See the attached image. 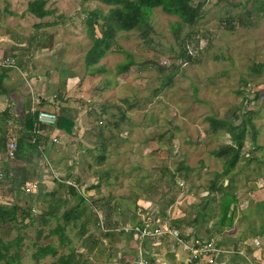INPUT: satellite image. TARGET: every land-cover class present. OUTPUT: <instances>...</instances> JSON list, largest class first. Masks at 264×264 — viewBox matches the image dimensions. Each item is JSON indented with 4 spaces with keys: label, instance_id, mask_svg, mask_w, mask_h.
<instances>
[{
    "label": "rangeland",
    "instance_id": "rangeland-1",
    "mask_svg": "<svg viewBox=\"0 0 264 264\" xmlns=\"http://www.w3.org/2000/svg\"><path fill=\"white\" fill-rule=\"evenodd\" d=\"M28 1L0 0V55L13 56L17 66L27 75L55 71L56 83L64 84L56 86L55 90L60 89L56 99L63 101L65 98L73 109L80 111L81 115L76 116L82 119L84 131L76 140H84L81 141L80 155L86 154L82 156L86 169L81 167L85 175H79V181L69 175L65 177L74 178L79 186L85 181L90 183L85 186L88 198L80 203L75 216L85 219L96 213L100 219L98 225L91 216L87 230L80 233L79 222L60 218L67 235L65 244H59L58 234H52L47 239L51 238L52 244L57 246V254L39 259H36L35 247L31 243L35 228L23 226L28 218L20 220L18 226L25 234L21 242L25 251L20 264H49L59 253H68L70 247L81 252L82 264H96L88 249L90 243H94V249L104 246L108 252H114L116 248L104 235L106 219L126 225L131 217L132 220L146 221L149 227L155 223L173 225L177 222L180 231L190 241L195 236H218L222 243L229 245L231 255L233 243L237 246L239 239L245 243L246 237H251L254 241L252 236L258 233L261 237L256 238L262 241L264 235L259 229L264 224V208L255 202L264 200V69L259 74L254 73L250 65L264 61V13L254 11L248 27L239 24L237 17L230 19L233 26L223 23L224 17L252 10L257 0L206 2L203 16L193 25L200 33H191L188 38V48L196 53V60L184 61L176 70L172 61H177L179 36L186 34L189 25L160 6L154 7L149 14L152 41L145 42L136 29L117 30L116 44L95 63L87 64L86 54L92 41L86 18L94 9L107 12L110 5L101 0H46L45 7L51 11L37 17L27 9ZM40 21L43 24L38 23ZM95 26L101 35L100 24ZM129 56L134 61L119 72L120 62L128 61ZM17 66L8 69L18 70ZM173 70L171 83L165 85ZM19 77L25 85L26 75L22 73ZM53 87L51 85V91ZM240 87L242 93L238 91ZM121 109L125 112L123 119L119 118ZM247 109L254 110L256 145L252 132L246 133L243 157L233 169L224 172L222 159L213 155L211 150L231 138L222 129H211L207 116L226 118L233 113L240 115ZM103 141L106 142V157L98 161L92 156V150ZM254 145L252 153L250 149ZM3 156L6 158L0 160V172L6 162H11V172L16 179L21 180L26 174L37 179L40 170L19 169L22 161H18L17 166L14 157ZM181 159L188 168L180 167ZM47 166L45 171L50 168ZM32 170H35L34 174ZM93 170H98L99 174L94 175ZM216 172H224L220 177L224 185L231 179L232 186L227 189L233 191L237 199L231 202V206L238 207L244 215L225 232L217 230V221L221 215L222 198L227 193L214 192L209 186ZM92 174L94 176L89 179ZM65 180L64 186L53 179L49 186L39 180L38 188L26 184L34 181H27L25 187L35 189L31 192L23 190L18 199L15 198L16 190L9 187L10 182L0 181V202L28 201L37 217V212L46 209L48 199L52 198L48 191L58 187L56 195L64 199L60 208H64L66 198L65 207L68 209L69 203L78 204L79 201L75 200V194L69 193V182ZM97 183L99 186H92ZM101 196H104L103 200L94 205L93 199ZM107 200L110 204L108 216L102 204ZM54 225L56 219L53 217L50 226ZM6 227L7 224L0 226L4 239L12 238L19 229L13 226L7 231ZM116 232L117 237L123 235ZM86 236H90L88 243L85 242ZM114 242L115 246L123 244L121 239ZM169 244V237L160 241L145 237L140 250L151 264H155L151 252L157 248L172 252ZM145 249H149L147 254L153 260L145 255ZM122 252V249L115 251L116 264H135L131 263L136 258H130L131 251L119 259ZM174 252L182 261L188 256L180 246Z\"/></svg>",
    "mask_w": 264,
    "mask_h": 264
},
{
    "label": "trees",
    "instance_id": "trees-1",
    "mask_svg": "<svg viewBox=\"0 0 264 264\" xmlns=\"http://www.w3.org/2000/svg\"><path fill=\"white\" fill-rule=\"evenodd\" d=\"M106 4H109L110 7L107 12L102 13L96 9L91 10L88 14L86 21L88 24V32L91 37V46L89 47L86 59L87 64L95 63L104 53H106L110 48H112L116 44V36L115 33L117 30H130L136 29L140 35V37L146 41H152L151 31L152 25L149 21V14L151 10L160 6L163 11L176 14L180 17L181 22H184L189 25V29L186 34L179 36V50L175 54L177 61H172V66L174 65V70L178 69L182 62H190L196 60V53L192 52L188 48L189 37L191 33L198 34L199 29L194 28V23L203 16V6L209 0H101ZM46 0H29L27 9L30 10L35 16L43 17L48 14L51 10L45 7ZM259 10H258V9ZM261 11L260 13H264V0H257L253 9H247L246 11H241L232 16L224 17L223 23H226L227 26H233L230 23V19L237 17L239 20V24L243 26H250L251 19L250 15L253 12ZM43 24L41 21L38 22ZM48 23V22H46ZM100 24L101 35L96 31V24ZM37 24V25H40ZM179 30H177V35ZM176 34V33H175ZM197 41V40H196ZM129 60L125 62H120L119 72L127 69L130 64L134 61L131 56H129ZM180 59V61L178 60ZM0 94L6 92L5 87L2 85L3 76L6 74L8 67L0 66ZM250 69L254 73H261L264 69V61H257L250 65ZM174 70L169 74L167 81L164 83L168 85L171 83L174 75ZM240 87L238 91L242 93L243 89ZM257 95V92H255ZM119 106V105H118ZM121 108V106H119ZM121 113L119 118L123 119L125 117V112L121 109ZM57 113V120L52 123L54 127L58 129L65 130L69 133L72 132L74 126V116L70 112V108L67 106H60L59 112ZM254 110L247 109L239 114L233 113V116L226 118H217L213 115H208L207 119L210 123V128L213 130L222 129L228 133V136L231 138V141L226 140L221 142L216 148L211 150V153L222 159L225 169L224 172H228L233 169L240 157H243L244 153L242 151L246 133L252 132L253 136V144H255V135L257 129L253 123V114ZM22 126L25 131V134L22 137H18L16 141V149L14 158L19 161H24L28 163L37 164L38 157L42 155V149H40L39 139L37 138L36 129L43 128L44 125H41L40 122L37 121V110H28L23 115ZM0 152L4 153L7 150L8 142L10 140L7 132L5 130H0ZM32 137H35L34 141H32ZM122 139V138H121ZM105 144L103 141L101 145L97 147H93L92 156L94 159L101 161L106 157L105 154ZM256 145V144H255ZM253 146L250 151L254 153L255 149ZM250 158V157H249ZM247 158V159H249ZM181 168H188L187 164L184 163L183 159H181L180 163ZM3 172H0V181L2 183L10 182L9 187L14 189L15 198L20 195V193L24 190L31 192V187H25V180H18L15 178V175L11 172V168L6 166L2 168ZM223 172V173H224ZM98 173V170L95 171ZM223 173L216 172L214 178L210 182L209 186L214 192H222V194L227 193V195L222 198L221 205V215L217 221L218 223V231L225 232L230 230V228L235 224V206H231V202H236L237 199L233 191H229L227 187L232 186V182H228L226 185L223 184V178H220ZM13 174V175H12ZM174 174V173H173ZM58 184L64 186L63 180L61 178L54 177ZM77 180V179H76ZM79 181V180H78ZM92 186L96 187L99 184H93ZM67 188L69 193L75 194V200H79L76 206H72L67 209L65 206L67 204V199L65 198V206L61 210V202L64 199L61 195H56L59 191L58 187L52 188L48 191L49 195L52 198H49V205L46 209H43L37 213L38 216L35 217L33 212V206L25 201L23 203H19L16 201L10 203L0 202V226L7 224V231L13 229L14 227L19 228L16 231L15 236L9 239H4V236L0 234V262H4L5 264H20L22 255L24 253V246H22V239L25 237V234L21 232V228L18 226V222L25 218H28L23 224V226L34 227L35 228V237L32 238L31 243L35 247L34 254L36 255V259L42 258L46 255H54L57 254V246L53 245L50 241L51 238L47 239L52 234L56 233L59 237V244H65L67 240V235L65 233V225L60 222V218L65 221L71 220L72 222L80 223V233H84L87 230V222L89 218L92 216L94 221L99 225L100 217L98 214L93 213L91 216H87L85 219H78L75 216L76 211L79 210L81 206L80 203H83L87 200L88 196L84 192L80 190L78 186H74L71 184H67ZM98 188V187H97ZM40 193V191H38ZM55 196V198H53ZM104 196L95 197L93 199V204H98L103 200ZM54 199V200H53ZM264 200H260L259 202H255L259 205L260 208H264L263 204ZM92 204V205H93ZM103 208L105 210V214L108 216L110 214L109 210V200L102 202ZM109 204V205H108ZM162 205V204H161ZM106 206V207H105ZM242 213V212H241ZM244 215L242 214V217ZM56 219V225L50 226L51 219ZM36 219V220H35ZM106 219V227L104 228V235L108 237L109 240H113L116 237V230L125 233V236L128 240L133 241L137 238L138 231L135 230V227H143L146 223L144 220L136 219L132 220V218L128 217L126 221V225H118L117 222L107 221ZM176 221V220H175ZM174 226L180 227V224L174 222ZM264 224H262L263 226ZM124 226H129L132 229L124 230ZM257 230V228H255ZM260 233H263V228L261 227ZM182 236L187 237L186 234L182 233ZM90 239V236H86ZM100 242L101 240H97ZM88 245L89 249H92V245L94 243H90ZM235 245V243H233ZM95 246V245H94ZM222 253V252H220ZM81 252L70 247L68 253H59L56 259L52 260L49 264H82L81 261ZM130 258L134 259L136 257V251L131 250ZM125 256L123 255L119 259H123ZM120 260V261H121ZM121 264V263H120Z\"/></svg>",
    "mask_w": 264,
    "mask_h": 264
},
{
    "label": "crops",
    "instance_id": "crops-1",
    "mask_svg": "<svg viewBox=\"0 0 264 264\" xmlns=\"http://www.w3.org/2000/svg\"><path fill=\"white\" fill-rule=\"evenodd\" d=\"M14 66H17V64H15ZM30 67L33 68L34 66L30 65ZM17 68L18 70L7 69L6 74L2 79V85L5 87L6 92L0 94V130H5L10 139L15 138L17 141L18 137H22L25 134L22 126V120L23 115L28 110H38L39 108H45L59 112L60 106H67L70 108V112L74 116V126L71 133L62 129H58L54 127L53 124L40 122L41 125L44 126L43 128L37 129L38 131L36 132V134L40 142L39 147L40 149H42V155L38 157L37 164H35L34 162L28 163L22 161L23 165L18 166L19 160L14 158V163H17L19 169L23 168V170H29L30 168H35L37 170H40V173L37 172V179H31V177L26 174L23 175V178L21 177V180H25V183L27 181H34L27 182L26 184H33V186H37L38 188L39 180L41 183H43V185L49 186L50 184L52 185V179L53 181H55L54 177L58 176L57 178H61V180H65L66 178L65 181L69 182V184L71 185L78 186L80 190L84 192L86 196H88L87 191H85V186L88 187L90 183L88 181H85L79 186L74 180L75 178L78 181L79 175H85L83 170H81L82 166H84L86 169V162L83 158L84 156H86V154L83 153L82 155H80V148L83 147V143H81V141L84 140L82 138H80L78 141L76 140L78 136H83V134L81 133L82 131H84V124H82L81 122L82 119L78 117L79 115H81L80 111L73 109L71 102L69 103V101L65 98H63V101L56 99L58 90H60H55L56 86L59 85L60 87L64 84H59V82L56 83L57 73L55 71H51L50 73L45 70V75L40 72H35L33 74L31 73L27 75L22 68L18 66ZM22 73L28 78V80H26L25 82V85L22 81H20L21 78L19 76ZM48 75L49 77H47ZM26 84L29 86V89L26 88ZM51 85L52 87L54 86L53 91H51ZM74 111H76V113H74ZM77 125H79V128H76ZM77 152H79V154H77ZM3 155H7V153L0 152V160L6 158V156ZM79 155L80 158L78 157ZM81 159L83 160L80 161ZM46 164L49 165L50 168H47L45 171L44 169L48 167ZM6 166H9L11 168L12 163L6 162ZM34 171L35 170H32L33 174L35 173ZM95 171L96 170H93V174L98 175V173H95ZM93 174L89 175V179L94 176ZM49 175L51 176L50 178H48ZM66 175L72 176L74 178L70 180V178L65 177ZM20 176L21 175L18 174V177ZM33 186H30L32 190L35 189L33 188ZM69 202L71 201L69 200ZM241 217V212L237 207L235 213V222L241 219ZM262 228L264 235V226H262ZM254 230L256 233L258 232L256 229ZM257 236L261 237L260 235H258V233L252 237ZM244 237L242 236V238ZM246 238L247 239L244 240L246 242L244 243L243 239L240 240L239 237H236V239H239V241L237 243V246L236 244H233V254H230L231 251L229 252V255L228 252L219 253L215 258V262L212 264H235L236 262L238 263V261L240 264H252V262L254 264H264V236H262V241L260 240V243L257 245L254 244L251 237ZM118 239H121L123 241V244L121 246H115L114 241ZM88 241V237H86L85 242L88 243ZM109 241L113 242L110 244H114V247H116L114 252H108L104 248V246H102V248L96 249H94V246L92 247V249L88 248L90 250V253L92 254V258L95 259L96 264H116L114 259V253L116 250L122 249L123 255L126 256L128 252H130L131 250L136 251L139 247V244L137 242L128 240V238L125 236V233H123L122 236H116L113 240ZM145 251V255L149 259L153 260V258H150L147 254V252H150L149 249H145ZM151 254L155 257L153 261L154 263L156 262L155 264H159V261L160 264H163L165 263L166 259L173 264H186L185 258L182 261L178 254L174 251L165 252L163 250H160V248H157L152 251Z\"/></svg>",
    "mask_w": 264,
    "mask_h": 264
},
{
    "label": "built area",
    "instance_id": "built-area-1",
    "mask_svg": "<svg viewBox=\"0 0 264 264\" xmlns=\"http://www.w3.org/2000/svg\"><path fill=\"white\" fill-rule=\"evenodd\" d=\"M16 64L15 58L10 55H0V65L11 67ZM57 120L56 111L39 108L37 110V121L41 123L52 124ZM38 131L37 129L35 130ZM35 137H32L34 141ZM16 149V139L12 138L8 142L6 153L9 157H14ZM1 175V173H0ZM30 187V186H26ZM124 230L132 229L129 226H124ZM138 231L136 240L141 243L145 237H150L156 241L162 240V238L169 237L170 246L172 251H177L180 246L182 250L188 252V256L185 257L186 264H212L215 262V258L220 252H230L231 249L228 244H224L220 241L218 236H209L207 238H201V236H195L190 241L187 237L182 236L180 229L174 225L156 224L149 227L144 225L143 227H135ZM254 243L257 245L260 243L259 239L254 237ZM246 242V241H245ZM233 251V247H232ZM135 264H151L149 260L143 256V252L140 250L133 260ZM252 264H254L252 262Z\"/></svg>",
    "mask_w": 264,
    "mask_h": 264
},
{
    "label": "water",
    "instance_id": "water-1",
    "mask_svg": "<svg viewBox=\"0 0 264 264\" xmlns=\"http://www.w3.org/2000/svg\"><path fill=\"white\" fill-rule=\"evenodd\" d=\"M77 202H75V203H69V205H68V209L71 207V206H73V205H75ZM166 263L167 264H173L172 262H170L169 260H167L166 259Z\"/></svg>",
    "mask_w": 264,
    "mask_h": 264
},
{
    "label": "clouds",
    "instance_id": "clouds-1",
    "mask_svg": "<svg viewBox=\"0 0 264 264\" xmlns=\"http://www.w3.org/2000/svg\"><path fill=\"white\" fill-rule=\"evenodd\" d=\"M136 242H138V241H136ZM138 244H139V247H140L142 245V242L141 243L138 242ZM139 247H138V249H139Z\"/></svg>",
    "mask_w": 264,
    "mask_h": 264
}]
</instances>
